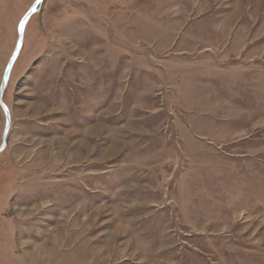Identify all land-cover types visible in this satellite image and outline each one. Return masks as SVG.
Masks as SVG:
<instances>
[{"label": "rangeland", "instance_id": "obj_1", "mask_svg": "<svg viewBox=\"0 0 264 264\" xmlns=\"http://www.w3.org/2000/svg\"><path fill=\"white\" fill-rule=\"evenodd\" d=\"M2 99L0 264H264V0H43Z\"/></svg>", "mask_w": 264, "mask_h": 264}, {"label": "water", "instance_id": "obj_2", "mask_svg": "<svg viewBox=\"0 0 264 264\" xmlns=\"http://www.w3.org/2000/svg\"><path fill=\"white\" fill-rule=\"evenodd\" d=\"M42 3H43V0H34V2L26 10V12L21 16V18L17 24V27H16L15 45H14V48L12 50V53L10 54V56L8 58V61L5 65V67H4L3 74L1 77V81H0V108L4 114V127H3L1 141H0V153L6 147L8 131L10 128V123H11L10 113H9L8 107L3 102L2 96H3L4 90L7 86L12 67H13V65H14V63H15L18 55H19L21 47H22L23 34H24L25 26H26L28 20L30 19V17L33 14L38 13V11L41 8Z\"/></svg>", "mask_w": 264, "mask_h": 264}, {"label": "bare ground", "instance_id": "obj_3", "mask_svg": "<svg viewBox=\"0 0 264 264\" xmlns=\"http://www.w3.org/2000/svg\"><path fill=\"white\" fill-rule=\"evenodd\" d=\"M60 157V156H59ZM42 247V246H41Z\"/></svg>", "mask_w": 264, "mask_h": 264}]
</instances>
